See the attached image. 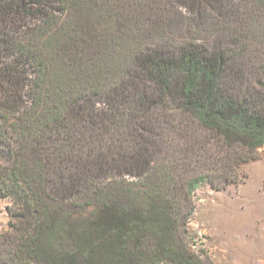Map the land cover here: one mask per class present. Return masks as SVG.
<instances>
[{
	"label": "trees",
	"instance_id": "trees-1",
	"mask_svg": "<svg viewBox=\"0 0 264 264\" xmlns=\"http://www.w3.org/2000/svg\"><path fill=\"white\" fill-rule=\"evenodd\" d=\"M85 2L94 1L0 0V194L25 208L0 234V264H213L185 239L191 196L205 181L216 190L244 182L241 167L264 147V51L243 43L127 53L145 83L139 112L127 115L140 149L106 160L91 144L115 132L116 94L101 89L94 64L71 55L61 20ZM101 96L107 116L94 110ZM172 112L209 134L216 153L198 152L194 139L170 155L167 133L182 137Z\"/></svg>",
	"mask_w": 264,
	"mask_h": 264
},
{
	"label": "rangeland",
	"instance_id": "rangeland-1",
	"mask_svg": "<svg viewBox=\"0 0 264 264\" xmlns=\"http://www.w3.org/2000/svg\"><path fill=\"white\" fill-rule=\"evenodd\" d=\"M93 1L79 8L76 5L61 20L71 27V55L86 62L83 67L94 64L101 89H110L116 94L118 105L114 117L118 126L109 138L91 144L93 155L102 154L106 160L112 154L115 157L119 152L140 149L137 120L127 119L130 112H139L135 103L145 91L140 70L130 63L131 59H126L131 52H139L136 48L157 46L175 55L179 46H184L202 48L211 54L219 49H237L245 43L264 51V0H195L201 12L190 9L182 0ZM208 3L215 4L208 8ZM98 10H109V13L106 16V11ZM129 45L132 50L127 48ZM76 47L80 52L75 55ZM73 81L72 77L71 83L79 88L78 82ZM147 88L150 89L149 85ZM124 96H127V105L121 106ZM169 106L175 104L169 102ZM94 108L106 116L112 113L103 96ZM172 113L174 124L180 121L182 137L174 131L167 133L173 139H170V155L183 154L194 139L198 152L216 153L215 140L209 134ZM126 135L129 140H124ZM204 142H210L205 144L206 149ZM240 171L247 178L236 186L216 190L205 181L192 193L193 212L187 220L185 239L190 251L201 260L208 258L213 264H264V147L257 151L256 160L244 164ZM195 174L199 171L187 173L188 176ZM124 178L134 182V178ZM24 211L23 203L0 194V234L7 230L11 214ZM85 213L86 210H79V215Z\"/></svg>",
	"mask_w": 264,
	"mask_h": 264
}]
</instances>
